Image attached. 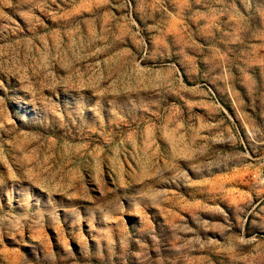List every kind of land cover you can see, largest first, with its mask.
Masks as SVG:
<instances>
[{
  "label": "rangeland",
  "instance_id": "374dc122",
  "mask_svg": "<svg viewBox=\"0 0 264 264\" xmlns=\"http://www.w3.org/2000/svg\"><path fill=\"white\" fill-rule=\"evenodd\" d=\"M0 264H264V0H0Z\"/></svg>",
  "mask_w": 264,
  "mask_h": 264
}]
</instances>
